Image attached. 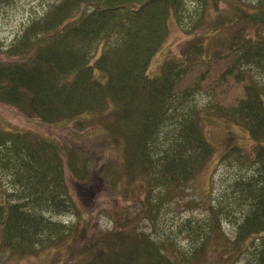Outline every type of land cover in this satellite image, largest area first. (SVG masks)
Listing matches in <instances>:
<instances>
[{
	"label": "trees",
	"instance_id": "16d2710c",
	"mask_svg": "<svg viewBox=\"0 0 264 264\" xmlns=\"http://www.w3.org/2000/svg\"><path fill=\"white\" fill-rule=\"evenodd\" d=\"M221 1L57 0L7 50L15 61L0 63V102L45 124L100 116L114 144L123 146L126 173L133 181L149 178L143 211L148 209L155 216L162 205L156 190L163 194L169 184L178 192L215 154L202 126L205 119L199 115L206 110L187 105L195 89L178 90L207 54L205 36L190 42L180 59L166 61L158 77L151 78L149 68L168 41L172 22L183 29L187 5L201 7L199 22L189 21L191 32L199 28L211 6L216 15L210 27L213 32L224 26L237 29L226 47V55L234 60L226 74L241 72L244 66L254 68L262 76V87L252 84L245 89V97L229 108L211 100L206 112L213 120L246 129L257 145L255 163L261 167L257 175L240 183L238 198L244 213L235 237H228L219 224L224 209H212L209 227L195 228L194 241L190 236L191 255L200 262L206 247L215 243L226 263L243 259L244 264H264V0L252 12L237 4L223 12ZM10 2L0 0V5ZM245 21L262 27V35L248 38L242 32ZM41 139L29 132L0 131V170L9 172L27 193L15 201L1 198L0 245L30 255L63 238L74 239L77 233L75 227H65L44 214L77 213V204L63 166L53 168L62 147ZM226 147L229 154L232 149ZM76 154L81 158L77 164L75 154L69 155L71 174L83 184L93 182L89 163L94 158L82 150ZM154 183L158 187L152 190ZM118 232L85 247L91 257L87 264H177L150 238L126 244L124 238H116ZM108 239L107 247L100 249Z\"/></svg>",
	"mask_w": 264,
	"mask_h": 264
},
{
	"label": "rangeland",
	"instance_id": "374dc122",
	"mask_svg": "<svg viewBox=\"0 0 264 264\" xmlns=\"http://www.w3.org/2000/svg\"><path fill=\"white\" fill-rule=\"evenodd\" d=\"M54 2L12 0L0 5V63L15 61L7 56V50L33 21L48 13ZM260 2L262 0H222L220 8L228 12L230 6L237 4L252 12ZM229 12L232 14L231 8ZM185 17L187 20L183 29L172 22L168 41L151 62L148 73L151 78L160 74L166 61L180 59L189 43L204 35L207 54L191 68L179 85L180 92L195 89L187 105L207 111L212 100L218 106L229 108L245 97V89L252 84L262 87V76L259 77L254 68L244 66L241 72L231 76L226 74L234 63L233 56L226 55V47L236 28L224 26L220 32H213L210 27L215 23L216 15L211 6L206 8L199 28L192 32L189 21L199 22L202 18L201 7L189 3ZM257 28L255 24L245 21L242 32L254 39L262 35V27ZM238 76L242 81L238 80ZM206 111L199 115L205 119L202 126L208 142L210 140L215 149L213 158L202 172L178 192L169 184L163 188V194L157 189L156 192L160 193H156V198L162 205L159 207L160 212L152 216L148 209L143 211L150 191L149 178L133 181L126 173L123 146L114 144L106 122L100 116L84 117L68 124H45L27 118L17 108L0 102V131L29 132L43 141L56 142L62 147L53 168L55 165L63 166L71 196L77 204V213L74 210L61 214L44 213L65 227H75L77 233L74 239L63 238L53 247L45 246L32 255L5 249L0 245V264H87L91 257L87 254L90 250L85 247H89L92 240L104 239L105 234L111 236L118 231L116 238H124L126 244L136 239L150 238L177 264H231L225 262L224 252L216 249L215 243H210L206 247L204 259L196 262L193 258L195 255H191L195 239L193 232L198 227H209L212 209L222 208L224 210L219 224L228 237L234 238L244 213V206L238 198L241 197L240 183L242 179L257 175L261 166L255 163L257 145L246 129L234 123L213 120ZM110 132L115 135L113 131ZM226 145L232 149L229 154ZM76 150H82L88 158H94L89 163L94 180L89 184H83L71 174L70 153L75 154L76 164L81 160ZM157 187L155 184V188L151 189ZM5 196L9 201H15L18 196L26 197L27 193L9 172L0 170V200ZM110 239L100 249H105ZM244 262L242 259L235 264Z\"/></svg>",
	"mask_w": 264,
	"mask_h": 264
}]
</instances>
